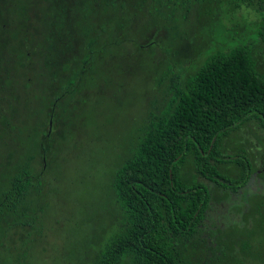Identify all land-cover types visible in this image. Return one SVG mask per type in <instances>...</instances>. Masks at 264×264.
Segmentation results:
<instances>
[{
  "label": "trees",
  "instance_id": "1",
  "mask_svg": "<svg viewBox=\"0 0 264 264\" xmlns=\"http://www.w3.org/2000/svg\"><path fill=\"white\" fill-rule=\"evenodd\" d=\"M193 7L197 19L204 16L200 27L216 24L219 11L225 17L252 10L258 15L252 37L211 43L182 62L174 47L191 38ZM138 21L142 31L134 27ZM154 50L165 55L163 65L154 63L146 107L122 141L107 184L120 220L111 235L94 224L99 233L91 257L76 259L74 244L81 247L82 238H75L74 264H221L231 254L237 264L264 249V210L250 213L254 227L239 243L219 238L224 223L210 213L250 174L241 141L230 146L239 153L228 156L232 133L245 127L256 134L251 123L264 130L258 68L264 0H0V247L13 242L10 229L19 228L14 246L22 231L41 233L36 224L44 206L36 200L51 183L46 169L64 158L60 151L67 153V128L87 108L86 98H93L92 108L99 100L123 102L115 96L127 93L126 73L134 70L129 56ZM97 204L82 206L79 215L95 219L103 214ZM81 224L88 226L82 218ZM29 245L7 259L20 264ZM68 256L65 250L61 260ZM258 258L264 264V254Z\"/></svg>",
  "mask_w": 264,
  "mask_h": 264
},
{
  "label": "rangeland",
  "instance_id": "2",
  "mask_svg": "<svg viewBox=\"0 0 264 264\" xmlns=\"http://www.w3.org/2000/svg\"><path fill=\"white\" fill-rule=\"evenodd\" d=\"M195 9L193 7L189 14L191 38L181 40L174 47L177 50V57L182 59V62L185 60L190 62L195 57V52L203 54L211 43H213L211 46H226L237 40L250 39L253 23L258 19V15L252 10L244 12L235 9L233 12L225 13V17L222 11H219L213 16V20L211 19L213 22H217L216 24L200 27L204 16L203 19H197ZM142 25V21H138L134 27L137 31H142ZM228 35L229 37L222 43L217 41ZM126 49L129 50V48ZM163 57L165 58V55L160 50H154V53L149 57L146 54L139 55L135 51L131 53L129 65L132 64L133 67L130 69L134 68V70L133 73H126L127 79L130 81L129 85H126L128 94L125 92L119 94L118 92L115 96V99L118 97L123 102L117 100L112 104L108 100H99L96 107L92 108L93 98H86L87 108L81 107L75 117L74 127L68 126L67 128V137H65L67 140L62 145L67 146V153L60 151L59 154L64 158H59L46 169V176L51 178V183L36 200H39V203L44 206L43 210L38 213L36 224L41 233L38 232V229L22 231V239L26 241L23 243L22 239L18 240V244L14 246L19 236L14 235L13 231L19 228L7 231V239L13 242H4L0 247V264H13L7 257L9 254L18 253V250L26 242L28 245L30 244L29 249L26 250V255L22 257L20 264H74L73 251L79 250L76 251V259L79 260L81 253L83 257L86 255L91 257L97 249L93 243L99 230L94 224L104 225L102 229L106 230L107 235H111L115 231L113 230L114 226L120 220L122 211L108 192L109 176L118 159L116 153L120 149L122 141L133 124L142 116L146 107L151 78L155 72L156 65L154 63L158 64V68L161 67ZM103 60V65L107 64L106 56L103 57ZM258 61L259 70L264 72V54L258 56ZM124 66L126 67V65ZM144 91L145 95L143 96ZM247 125L250 127L253 123ZM240 132H247V130L243 128L238 131V133ZM238 133H232L231 142L236 137L238 139ZM236 141L231 144L228 141L226 143L229 147L227 149L228 156L232 158L238 149L234 151L230 146ZM239 143L241 145V142ZM242 143L245 147L241 148L242 146H240L239 151L246 150L248 152L247 158H242V160L251 165L249 177L243 185L237 184L234 191L230 190L226 195H223L221 201H219L220 199L216 200L217 206L212 205V210L210 209L212 214L216 211L219 213L220 221L217 220V222L224 223V225L218 226L221 229L219 238L229 237L233 243L234 240L239 243L238 240L254 227L250 220V213L255 211L258 206H264V171H260L258 168V158L264 154V144H261V139L256 137L253 138L252 144L244 140ZM248 147L251 152L247 149ZM208 187L210 188V184ZM45 188L44 186L43 189ZM94 201H98L94 209H99L103 214H95L93 220L83 214L79 215L82 206L86 209L87 205ZM213 207L216 209L214 210ZM92 209L88 208V210ZM81 218L88 223V226L80 225ZM80 229L82 230L79 231ZM84 233L86 234L83 235ZM75 238H82L79 240L82 244L81 247L75 243ZM254 240L256 241L257 238L254 237ZM73 243H75V250L71 246ZM234 247L233 244L231 249ZM65 250L70 252V256L61 260ZM227 252L229 253V251ZM233 252L231 251V253ZM259 253L263 255L264 249L256 250L254 256L246 257L238 261L237 264H261L258 258ZM221 264H236L235 255L231 254L227 262L224 261Z\"/></svg>",
  "mask_w": 264,
  "mask_h": 264
},
{
  "label": "flooded vegetation",
  "instance_id": "3",
  "mask_svg": "<svg viewBox=\"0 0 264 264\" xmlns=\"http://www.w3.org/2000/svg\"><path fill=\"white\" fill-rule=\"evenodd\" d=\"M245 129V127H241L240 129ZM253 132H255L256 134H250L248 131L247 132H240L238 133V139L237 137L234 138L232 140V142H234L236 139L237 141H245L249 144H252V141H253V138L256 137L257 139H261V144H264V130L262 129L261 126L259 125H252L249 127ZM238 129V131L240 130ZM252 132V133H253ZM256 147V146H255ZM258 164H259V169L260 171H264V154H262L259 158H258ZM264 184V182H263ZM257 209L259 211H263L264 210V207H261V206H258Z\"/></svg>",
  "mask_w": 264,
  "mask_h": 264
}]
</instances>
